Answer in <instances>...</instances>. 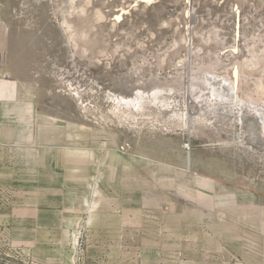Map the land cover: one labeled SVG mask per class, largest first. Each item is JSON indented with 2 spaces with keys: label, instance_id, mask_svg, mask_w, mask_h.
Segmentation results:
<instances>
[{
  "label": "rangeland",
  "instance_id": "1",
  "mask_svg": "<svg viewBox=\"0 0 264 264\" xmlns=\"http://www.w3.org/2000/svg\"><path fill=\"white\" fill-rule=\"evenodd\" d=\"M1 11L35 72L10 97L0 264H264L262 120L206 83L264 110V0Z\"/></svg>",
  "mask_w": 264,
  "mask_h": 264
},
{
  "label": "crops",
  "instance_id": "2",
  "mask_svg": "<svg viewBox=\"0 0 264 264\" xmlns=\"http://www.w3.org/2000/svg\"><path fill=\"white\" fill-rule=\"evenodd\" d=\"M35 68L27 64L26 41L13 31L9 18L0 12V160L9 154L11 140L8 135L10 107L17 106V112L24 110L25 101H10L12 96H22L21 86L26 74Z\"/></svg>",
  "mask_w": 264,
  "mask_h": 264
},
{
  "label": "bare ground",
  "instance_id": "3",
  "mask_svg": "<svg viewBox=\"0 0 264 264\" xmlns=\"http://www.w3.org/2000/svg\"><path fill=\"white\" fill-rule=\"evenodd\" d=\"M232 52L234 54H236L233 50H232ZM189 59H190L189 62L191 64H193L194 57H190ZM209 73H212V72L209 71ZM206 76H207L206 83H208V88L210 90H212V92L215 95L217 94V95H219V97L224 96V93L221 94V92H222L221 90H223L225 87H229V92H228L227 97H226L227 100L230 101L235 106H239L240 108H244L245 107V108H248L249 110H252L262 120V125H263V130H264V110L256 102L246 103L240 96H238L239 95V93H238V91H239V81L238 82H235L233 80L230 81L229 78L226 77V75L225 76L222 75L223 76L222 77L219 74L218 75L215 74V72L212 73V74H206ZM259 83H260V86H263V83H262L261 79L259 80ZM214 84H217V86H215ZM160 91L157 90L156 92H158V93H160L162 95L163 92H160ZM139 94L137 95V98H135V99H124V98H120L119 99V98H117L116 101H118L120 104L123 102V103H125V105L126 104H129V105L130 104H137L140 99H142V100L144 99L143 96H141V95L139 96ZM153 96L154 97H158L157 95L155 96L154 93H153ZM210 100H212V99H210ZM203 101H205V100H203ZM140 102H141V100H140Z\"/></svg>",
  "mask_w": 264,
  "mask_h": 264
}]
</instances>
